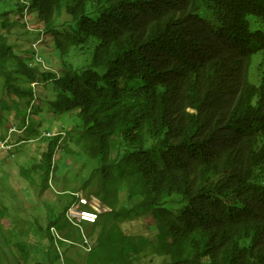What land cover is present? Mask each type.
Masks as SVG:
<instances>
[{"label": "trees", "instance_id": "trees-1", "mask_svg": "<svg viewBox=\"0 0 264 264\" xmlns=\"http://www.w3.org/2000/svg\"><path fill=\"white\" fill-rule=\"evenodd\" d=\"M1 3L12 10L0 12V125L13 123L10 145H41L39 161L20 165L19 177L53 190L61 151L90 168L87 180L74 175L82 191H63L69 201L53 191L58 205H34L49 207L47 226L36 214H10L8 176L0 175L8 264H59L57 248L88 246L91 231L100 233L96 248L84 251L88 264H264V0ZM46 33L64 57L60 71L39 51ZM49 82L56 91L49 109L79 114L70 136L80 146L83 131V150L68 153L61 149L68 132L49 136L54 131L33 125L38 88ZM4 167L0 160V173ZM81 203L91 214L96 203L95 224L69 216ZM151 217L153 236L143 221ZM17 234L26 239L13 245ZM8 253L0 247V264Z\"/></svg>", "mask_w": 264, "mask_h": 264}, {"label": "rangeland", "instance_id": "rangeland-1", "mask_svg": "<svg viewBox=\"0 0 264 264\" xmlns=\"http://www.w3.org/2000/svg\"><path fill=\"white\" fill-rule=\"evenodd\" d=\"M12 7V4H11ZM9 7L8 4L1 3L0 4V12H10L12 8ZM18 15H13L12 21L17 20ZM254 18H252L253 20ZM33 25L38 26L40 23L38 20L35 22H32ZM18 28H15L14 31H18ZM31 45L33 41L29 42ZM57 40L52 35L46 33V36H44V41L38 43V46H40L39 51H42L45 59L47 60L48 65L50 68H54L57 71H60L64 67V57L60 55V52L57 47ZM39 93V103H40V109L37 108L36 112V119L33 121V125H35L36 129L43 133L44 131L51 130L54 131L52 135L49 136H55L57 132L63 131L68 132V136H65L63 141V145L61 149H66L69 153L70 150H83L86 147V140L84 137H82L83 131H78L79 137H77V140L81 141L82 143L80 146L73 145V137L70 136V133L72 132L73 128L76 126V122L80 120L79 114L76 112L72 113H60L55 114L53 111H51L48 107L47 101H51L56 98V91H55V84L54 82H49L45 86L40 85L38 88ZM43 111V112H40ZM35 111V110H34ZM14 118V123L16 121L15 116L16 113H12ZM68 116L71 119V122L68 120ZM9 117V116H8ZM19 120V118H18ZM7 123L4 127H1L0 125V142H1V148H0V160L5 164L4 171L0 173L2 176L3 173H5L8 176V182L4 185L3 191L8 194V198L11 197L12 201L8 203L7 197L4 199V203L8 208L10 209V214L12 216L16 215H32L36 214L39 215L40 220L42 221L43 225L47 226L50 222L49 220V207H45L42 205L41 211H35L34 205L37 203H42V201H45L46 203H49L51 205H58L57 200H53L49 197L48 194L52 193L53 191L56 193V195L59 197V199L65 203L69 201L70 194H64L63 191H82L81 185L83 180L81 179L80 183L78 179L74 176L75 174H78L80 176H84V179L87 180L90 178L88 176L90 174V168H85L84 165L86 163V160L84 158H77L74 157L73 153L67 154L66 151H61L59 154V158L56 160V168L57 172L60 176V182H57L56 175L54 176L53 187L51 191L44 190L43 192L40 190L39 182L37 185H31L30 182L27 179H24L22 177H19L20 173V165L24 167H29L32 163L39 161V155L41 154V145L38 141H31L28 143H22L17 146L10 145L12 143V138L16 134L15 129H10V126L13 124L11 123L10 119L7 118L5 120ZM7 136H10L8 139H5L2 141L3 138H6ZM20 136L23 135H16V140H20ZM33 138L36 136H32ZM32 138V139H33ZM60 149V150H61ZM14 156V157H12ZM6 162H5V161ZM14 162H17V164H14ZM65 163L69 164V167L65 165ZM60 169L62 171H60ZM70 176H73L72 179H76L77 183L72 182L71 179H69ZM67 181L64 182L63 179H66ZM36 179L38 177L36 176ZM59 184H57V183ZM63 189H61V188ZM90 201V199H89ZM23 203L25 206L24 208L19 206V203ZM96 204V203H95ZM91 203V207L93 211H96L94 215L100 216L101 213L97 211L96 205ZM20 207V208H19ZM95 207V208H94ZM73 210L70 212V216L78 219L80 223L83 225L85 223L88 224H95L96 221H93L94 219L83 217L84 213H90V211L83 210L82 203L81 205L77 204L73 208ZM92 212V211H91ZM66 217V216H65ZM67 218V217H66ZM91 219V220H90ZM143 221L147 224V230L151 233V235L158 234V230H153L152 226L155 225V221L153 218H144ZM61 223H64L65 220L61 219ZM14 224V217H9L6 220H4V227L6 230V234L9 233V230L12 228V225ZM125 231L129 233H137L140 231V229H135L132 225H127L125 227ZM52 232L58 237L59 239L65 238L66 232H61L58 230V228H52ZM94 235V238H90L89 234H87V238L90 242L91 249L94 247L96 248L97 238L99 236L100 232L94 233V231L90 232ZM75 237H77L75 235ZM16 239H26L25 237L20 236L19 234L15 236L10 237L11 243L14 245ZM77 241L79 238H75ZM73 245H76L74 247ZM2 246L3 250L8 253V246L6 244V241L2 238V232L0 231V247ZM8 247V248H7ZM10 249V248H9ZM88 252L85 246H83L80 242L77 244H73L72 242L67 241V245L64 247L60 246V248H57V252H59V255L61 256V260L59 264H69L68 262L71 260V262L76 261L77 264H88V256L85 254V252ZM13 257V254L11 250L8 253L6 263L8 264Z\"/></svg>", "mask_w": 264, "mask_h": 264}, {"label": "built area", "instance_id": "built-area-1", "mask_svg": "<svg viewBox=\"0 0 264 264\" xmlns=\"http://www.w3.org/2000/svg\"><path fill=\"white\" fill-rule=\"evenodd\" d=\"M53 133H50V134H48V135H52ZM1 148V147H0ZM73 210V209H72ZM72 210H70V212L72 211ZM70 212H69V216H70ZM71 217V216H70ZM83 217L85 218V217H87L86 219H88V218H92V219H94L93 221H96L97 220V216L96 215H94V214H91V213H84L83 214ZM72 219H75V218H73V217H71ZM91 220V219H90ZM86 249H87V251L88 252H91L92 251V249H91V247H90V242H89V245L88 246H86Z\"/></svg>", "mask_w": 264, "mask_h": 264}, {"label": "clouds", "instance_id": "clouds-1", "mask_svg": "<svg viewBox=\"0 0 264 264\" xmlns=\"http://www.w3.org/2000/svg\"><path fill=\"white\" fill-rule=\"evenodd\" d=\"M63 133H65V132H63ZM85 248H86V246H85ZM90 253V252H89Z\"/></svg>", "mask_w": 264, "mask_h": 264}]
</instances>
